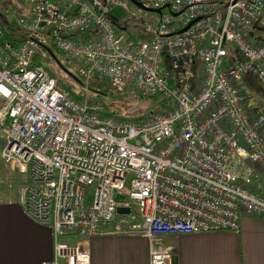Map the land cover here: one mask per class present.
I'll return each mask as SVG.
<instances>
[{"label":"built area","instance_id":"built-area-1","mask_svg":"<svg viewBox=\"0 0 264 264\" xmlns=\"http://www.w3.org/2000/svg\"><path fill=\"white\" fill-rule=\"evenodd\" d=\"M19 1L15 45L1 43L0 23L1 156L25 175L18 204L50 231L43 264H87L89 237L104 233L145 236L148 264H169L163 235L264 219L253 187L264 181V103L242 88L264 82V0H135L153 9L136 33L112 13L135 22L131 9H143L130 0ZM49 51L77 62L75 96ZM97 79L164 104L114 117L89 96Z\"/></svg>","mask_w":264,"mask_h":264},{"label":"crops","instance_id":"crops-1","mask_svg":"<svg viewBox=\"0 0 264 264\" xmlns=\"http://www.w3.org/2000/svg\"><path fill=\"white\" fill-rule=\"evenodd\" d=\"M0 11L1 25L12 30L13 15ZM17 196L15 190L0 199V264H43L52 256L50 231L26 215ZM161 246L171 252L169 264H264V219L242 215L237 231L163 235ZM88 249L87 264H148L149 241L142 235H94Z\"/></svg>","mask_w":264,"mask_h":264},{"label":"rangeland","instance_id":"rangeland-1","mask_svg":"<svg viewBox=\"0 0 264 264\" xmlns=\"http://www.w3.org/2000/svg\"><path fill=\"white\" fill-rule=\"evenodd\" d=\"M26 4L19 0H0V8L6 9L9 11L7 14L13 15L15 14H23L21 10L26 8ZM134 12L138 15L137 20L129 21L126 18V12L116 7L113 9L112 13L116 17V23L119 27L125 26L127 31L136 33L139 29V23L141 20L145 19L149 16V12L146 10H139L132 8ZM1 12V11H0ZM9 16V17H11ZM12 18V17H11ZM12 18V20H13ZM13 27V25H12ZM50 58V57H49ZM56 59L60 62L62 67L74 77H70L67 73H64L62 76L65 84L70 87L73 91L78 92L80 89V82L76 78V68L77 62L72 60L69 57L63 56L62 54L56 53ZM46 62V59H45ZM49 62V67H53L54 61L51 59H47V63ZM60 76V74H56ZM82 82V81H81ZM243 90L248 97L249 100L261 104L264 103V82L258 81L256 78L246 79L243 82ZM89 96L90 97H98L107 106L108 111H115L117 107V111L113 114L115 117H120L123 115H133L136 112V109H145L147 106L149 99L138 97L133 90H125L122 92L112 91L107 82L104 79L94 80L92 83L88 84ZM94 91H100V93H95ZM111 91V92H110ZM96 95V96H95ZM96 97V98H97ZM141 113L144 110H139ZM1 148H2V138L0 136V199L3 200L4 193L7 192L8 197L16 190L19 189L25 181V175L18 173L17 171L11 169L9 165L3 160L1 156ZM11 170H10V169ZM254 188L259 187L264 190V181H261L259 185L253 186Z\"/></svg>","mask_w":264,"mask_h":264},{"label":"trees","instance_id":"trees-1","mask_svg":"<svg viewBox=\"0 0 264 264\" xmlns=\"http://www.w3.org/2000/svg\"><path fill=\"white\" fill-rule=\"evenodd\" d=\"M16 33H17V31L15 30V29H12V30H6L5 28H4V31H3V34H2V37H1V43H3V42H8V43H10V44H12V45H15L16 43H17V38H13L14 37V35H16ZM52 73V72H51ZM243 86H245V85H242V88H243ZM68 90H69V92H70V94L72 95V96H75V93H74V91L70 88V87H68ZM95 93H100V91H94ZM111 92V91H110ZM96 96V95H95ZM97 97V96H96ZM139 97V96H138ZM98 98V97H97ZM141 98V97H140ZM147 99H149V102H148V104H147V106L145 107V109H136V112L135 113H133V115H131V113H129L130 115H123V117L122 116H120V117H117V118H122V119H136V118H142V117H144L146 114H147V111H148V109L149 108H151V109H158L160 106H162L164 103L161 101V99H159V98H155V97H153V98H147ZM103 105H104V103H103ZM139 110H144L143 112H141V113H138V112H140ZM104 111H106L107 113H109V114H111L112 116H114L113 114L117 111V107L115 108V111L114 110H111L110 112L108 111V109H107V106L106 105H104ZM115 117V116H114Z\"/></svg>","mask_w":264,"mask_h":264},{"label":"flooded vegetation","instance_id":"flooded-vegetation-1","mask_svg":"<svg viewBox=\"0 0 264 264\" xmlns=\"http://www.w3.org/2000/svg\"><path fill=\"white\" fill-rule=\"evenodd\" d=\"M60 62L57 60V61H54V63H53V67H49V62H48V67H49V69H50V71L52 72V74L58 79V80H60V81H62V82H64L65 83V81L63 80V78H62V76L61 75H63L64 73H65V71H64V69H63V67H62V65L60 64ZM56 74H60V76H58V75H56Z\"/></svg>","mask_w":264,"mask_h":264},{"label":"water","instance_id":"water-1","mask_svg":"<svg viewBox=\"0 0 264 264\" xmlns=\"http://www.w3.org/2000/svg\"><path fill=\"white\" fill-rule=\"evenodd\" d=\"M136 7H138V8H141V9H143V10H146V11H153V9H146V8H144V7H142L138 2H136L135 0H130ZM49 55H50V57H51V59L53 60V61H57V59H56V57L54 56V54L51 52V51H49ZM60 65V64H59ZM64 69V68H63ZM64 71H65V73H67L68 74V72L64 69ZM70 77H74V76H72L71 74H68ZM116 211L118 212V213H124V212H127V210L126 209H123V208H120V207H118L117 209H116Z\"/></svg>","mask_w":264,"mask_h":264}]
</instances>
